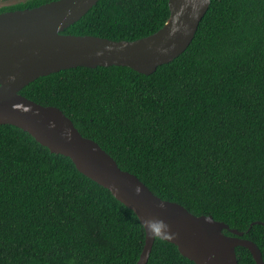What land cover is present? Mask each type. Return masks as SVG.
Instances as JSON below:
<instances>
[{
    "label": "trees",
    "instance_id": "1",
    "mask_svg": "<svg viewBox=\"0 0 264 264\" xmlns=\"http://www.w3.org/2000/svg\"><path fill=\"white\" fill-rule=\"evenodd\" d=\"M170 15L169 0H99L64 33L131 41ZM20 93L60 108L162 199L243 231L264 258V0H211L190 46L152 74L79 66ZM145 239L137 214L71 158L0 124V264H136ZM147 264L196 263L158 237Z\"/></svg>",
    "mask_w": 264,
    "mask_h": 264
},
{
    "label": "water",
    "instance_id": "2",
    "mask_svg": "<svg viewBox=\"0 0 264 264\" xmlns=\"http://www.w3.org/2000/svg\"><path fill=\"white\" fill-rule=\"evenodd\" d=\"M98 2L54 0L0 13V124L17 126L53 153L71 158L79 171L132 209L143 226L155 221L154 234L144 226L145 245L136 264L148 263L158 237L175 244L196 264H239V246L248 248L257 264H264L262 250L243 231L162 199L138 176L119 167L99 143L85 137L60 108L20 93L39 77L79 66H129L152 74L190 46L211 4L169 0L171 15L165 26L131 41L64 33Z\"/></svg>",
    "mask_w": 264,
    "mask_h": 264
},
{
    "label": "rangeland",
    "instance_id": "3",
    "mask_svg": "<svg viewBox=\"0 0 264 264\" xmlns=\"http://www.w3.org/2000/svg\"><path fill=\"white\" fill-rule=\"evenodd\" d=\"M24 1L26 0H4V1H0V7L17 4Z\"/></svg>",
    "mask_w": 264,
    "mask_h": 264
},
{
    "label": "clouds",
    "instance_id": "4",
    "mask_svg": "<svg viewBox=\"0 0 264 264\" xmlns=\"http://www.w3.org/2000/svg\"><path fill=\"white\" fill-rule=\"evenodd\" d=\"M153 223H155V221H152V220H147V221L144 223V226H145L147 229H150L152 234H154V232H153V228H152V224H153Z\"/></svg>",
    "mask_w": 264,
    "mask_h": 264
}]
</instances>
